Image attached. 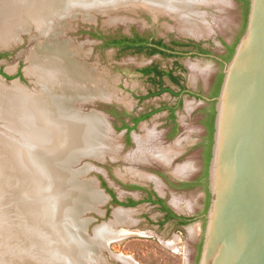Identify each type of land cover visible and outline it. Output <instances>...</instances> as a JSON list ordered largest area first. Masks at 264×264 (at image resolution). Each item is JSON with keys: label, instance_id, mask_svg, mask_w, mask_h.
Listing matches in <instances>:
<instances>
[{"label": "rangeland", "instance_id": "374dc122", "mask_svg": "<svg viewBox=\"0 0 264 264\" xmlns=\"http://www.w3.org/2000/svg\"><path fill=\"white\" fill-rule=\"evenodd\" d=\"M188 1L192 5L185 10L193 16L200 17L197 26L202 29V32L198 36L181 30V25H184V23L188 25L186 21H182L181 24L167 13L155 14L145 7L146 3L143 0H63L64 7L61 10L63 13L53 14V32L49 34V37L46 36L49 33L47 28L41 32L37 22L29 18L30 25L28 29L20 30L19 38L13 43L14 45H0V70L11 76V78H7L0 73V133H6L2 130L5 122L3 120L9 118L8 115L12 113V109L8 108L10 106L6 101H16L18 96L26 93L30 96L41 97L42 101L45 102L47 98H51L57 92V87H52L51 84L65 86L64 79H57L56 77L55 79L53 72H51V76L48 75L43 64L38 68L29 69L30 59L34 54H38V57H40L39 54L51 55L47 53L49 51L42 49L41 46L45 43L49 44L51 42L50 44L53 45L54 49H65L70 55L75 68L84 69L90 76L87 80L91 79L98 82L88 87L83 93H73L70 95L72 97L70 100L75 99L77 95L100 96V98L105 99L104 102L98 99L83 106L73 102L70 105L75 107L76 110L83 107L85 113H91L94 109L107 113L106 122L111 126L107 134L111 143V151L103 162L94 158H83L76 163H73L75 160L69 164L63 163L61 165L62 163H60L58 174H60L59 172L69 173V177L72 178L67 184L65 181L63 182V188H59V182L56 181L58 187L53 193V205L50 207L48 215L52 218V222L49 221L51 226H64L67 224L74 230H76V222L83 220L82 218L95 217L96 220L89 225L88 229V233L92 235V229L96 224L109 220L117 221L113 215L116 211L115 204H112L110 211L103 217L98 216L94 211L87 212L84 208L78 209L79 207H77L76 212L70 214L65 213L60 208L59 212L61 213L59 214L57 200L60 190L62 192L65 189L76 187L77 184L75 183L78 180L87 181L95 178L100 183H102V179H105L122 199L128 195H133L140 203L132 207L129 219H127L128 221L138 220V225L134 229L138 228L140 232L127 233L122 238L112 241L108 244L107 251L103 250L100 244L101 251H96L100 254V259L97 262H100L99 264H130L131 261L126 256L132 257L140 264H197L198 262L202 229L205 223L204 217L198 216L197 219L185 225V230L182 233L171 225H166L165 229L159 231L156 225L147 220V216L156 219L159 211L144 201L145 194L142 190L130 189L126 185L140 184L156 188L161 194L169 192L168 200L179 210L201 215L205 211L207 187L203 184L196 185L175 195L169 191L165 178L159 172L167 174L170 178L180 177L192 181L204 173L206 158L202 142L207 130L204 123L203 109L209 104L203 99L183 94L182 104L176 111V120L171 118L168 110L156 112L149 119L139 123L136 136L132 135L131 142L128 143L126 130L120 129L122 121L115 110L121 113L138 115L149 111L151 108L175 105L178 100V97L169 92L140 99L139 97H144L150 91H157L158 89L136 70L151 63H157L167 68L173 65V58L161 55L147 56L144 54L119 53L114 47H105L103 40L100 38L104 34L114 37L118 34L130 35L136 31L144 35L164 37L167 40L170 38L196 39L203 42L208 40L206 45L212 49L214 58L185 55L180 60L187 67V71L184 73L186 85L193 91H202L204 95L210 97L215 79L218 74L222 73L223 69V65L217 58L227 53L226 44L233 45L241 36L247 17V5L244 1L237 0H186V3ZM112 2H116L115 5L107 6L104 11L89 10V7H96L99 4L106 5ZM193 3L202 7L199 8ZM80 7L82 8L80 9ZM142 7H145V9ZM84 8L88 11L83 10ZM202 15L204 16L201 17ZM48 59L46 58L44 63ZM41 61L43 63V60ZM19 71H21L22 76H18ZM56 75L58 78L61 77V74ZM165 82L167 85H173L167 78H165ZM46 87L52 88L53 94ZM175 89L179 91V87H175ZM15 106L17 107V103ZM98 113L90 116H95L94 119H96ZM101 116V114L98 115L99 119H101ZM102 122H99V124ZM175 123L178 126L177 131H175ZM99 129L103 130L102 128ZM8 136L19 138L13 133ZM99 139L102 138H95V150ZM96 152L98 151L96 150ZM99 153L103 154L105 152L101 149ZM116 156L121 158L117 159ZM12 165L16 168L17 163H12ZM71 165L74 170L70 168ZM83 167L88 170L79 175L80 171L78 169ZM18 173L21 177L20 185H18L21 189V197L18 199L19 194H17L15 197L16 202L17 204L23 203V207L28 212L31 211L32 213V210H34L35 220L43 224V218L39 210L41 207L49 208L50 198L39 193L40 180L38 182L28 181L22 175L21 170L18 169ZM84 189L89 198H93L97 194V189H94L91 185L86 184ZM88 200L87 203L95 201V199ZM107 204L103 205L102 208L106 209ZM94 205L95 203H92V207ZM4 208L5 201L0 192V212ZM10 212L11 215L7 216V222L12 227L17 223L15 219L18 218V214L17 212ZM2 217L0 215L1 222L4 224V218ZM10 220L13 222H10ZM112 224L114 225V222ZM25 231L24 244L36 246L35 240L39 236L35 232L33 233L30 227ZM34 231H37V229L34 228ZM78 232L76 231V233ZM41 238L44 240L43 236ZM93 243L99 244L100 242L93 241ZM26 252V256L30 261L37 262V264L41 263L38 262L34 252H31L32 255L29 253L30 251L27 250ZM114 255H119V257L116 259ZM45 258L50 264L52 254L48 253Z\"/></svg>", "mask_w": 264, "mask_h": 264}, {"label": "bare ground", "instance_id": "6f19581e", "mask_svg": "<svg viewBox=\"0 0 264 264\" xmlns=\"http://www.w3.org/2000/svg\"><path fill=\"white\" fill-rule=\"evenodd\" d=\"M143 2L146 3L145 7L155 14L170 13L178 18V23L182 24V21H186L188 25H185V23L184 25L180 24L181 30L184 32L193 33L196 36L202 32V29L197 26L200 17L193 16V14L185 10L192 5L189 4V1L186 3V0H143ZM63 5V0H0V45L11 46L15 43L19 38V32L28 29L30 25L29 18L37 22L41 32L47 28L49 33L46 36L49 37V34L53 32V14H62ZM193 5H197L199 8L202 7L196 3H193ZM50 43H45L41 47L49 51L47 53L51 55L42 53L44 55L39 54L40 57H38V54H34L30 59L29 69L38 68L43 64L46 68L45 72L50 76L51 72H53L54 78L64 79L65 86L61 87L55 83L51 84L52 87H57V92L53 94L52 88H49L53 96L47 98L45 102L42 101L41 97L30 96L26 93L18 96L16 101H6L10 106L7 107L12 109V113L8 115L9 118L3 120L5 122L3 123V128H1L8 135L13 133L19 138H11L6 133H0V192L5 201V208L0 212L1 217L3 216L2 218H4V224L0 219V264H37V262H32L27 258V250L30 251V254L31 252L36 254L38 262H41L40 264H48L45 258L48 253L52 254L50 264L100 263H97L100 259V254L96 251L100 252L102 248L99 246L100 244H94L86 235L84 236L83 233L86 226L84 220L76 222V230L67 224L64 226H51L49 222H52V218L48 213L53 205V193L58 187L57 183L59 182V188H63V182L65 181L67 184L72 178L69 177V173L59 172L60 174H58L60 163H62L61 165L63 163L69 164L75 160V151L82 152L84 148H91L87 143H83L84 139H87L85 134L91 133V130L95 131L99 122H102L101 120L103 119L102 116L99 119V113L94 119L95 116L82 118L77 111H73L75 107L70 105L72 103L70 95L83 93L88 87L98 82L91 79L87 80L90 76L84 69L75 68L67 51L62 48L54 49ZM46 58L49 59L44 63ZM41 60H43V63ZM56 74H61V77L58 78ZM50 76L49 78H51ZM5 100L7 99L5 98ZM16 103L17 107L15 106ZM62 117L66 119L63 121ZM12 163H17L16 168H18H14ZM18 169L22 171V175L28 181L38 182L40 180L39 193L44 197L50 198L49 208L41 207L39 210L43 218V224L35 220L33 216L34 210H32V213L31 211L28 212L23 207V203L17 204L16 202V195L19 194L18 199L21 197V189L18 186L20 185L21 177ZM75 184H77L76 187L65 189L62 192L60 190L57 200L59 214L61 213L59 212L60 208L68 214L76 212L77 207H79L78 209L84 208V210L98 208L102 201V194L99 191L93 198H89L88 194L85 193L84 187L86 186L79 181H76ZM88 199H95V201L87 203ZM92 203H95L96 206L92 207ZM47 208L49 209L48 212ZM10 211L18 214V218L15 219L17 223L12 227L7 222V216L11 215ZM130 214L131 211L116 209L114 216L117 221H114V225L98 227L95 231L96 240L104 241V243L107 241L108 243L130 233V229L115 228L117 224L127 222ZM33 219L34 221L32 222ZM10 222L13 221L10 220ZM33 226L38 232L34 231ZM29 227L33 233L35 232L39 236L37 237L38 239L35 238L37 239L35 240L36 246L24 244L25 229ZM76 231L79 232L76 233ZM42 236L44 240L41 238ZM28 242L30 243L31 241ZM126 257L131 261L130 264H138L132 257ZM122 260L125 261L124 259Z\"/></svg>", "mask_w": 264, "mask_h": 264}, {"label": "water", "instance_id": "95a60500", "mask_svg": "<svg viewBox=\"0 0 264 264\" xmlns=\"http://www.w3.org/2000/svg\"><path fill=\"white\" fill-rule=\"evenodd\" d=\"M115 3L99 4L89 7V10L104 11L107 6ZM83 10L88 11L85 8ZM167 14L178 19L173 14ZM222 72L218 95L214 98L206 97L207 100L215 101V119L207 178L210 200L203 215L205 223L197 264H264V0H249L244 30L231 58L224 61ZM98 99L105 101L100 97L77 95L72 102L83 106ZM73 111H77L82 118L99 112L94 109L91 113H85L83 107ZM99 114L104 121L98 124L95 131L85 134L87 139L83 142L91 148H84L82 152L75 151L73 163L83 158L103 162L111 151L107 136L111 126L106 122L107 113L100 111ZM62 118L63 121L66 119ZM98 128L103 130L99 131ZM136 134L135 129L132 135ZM98 136L102 139L97 142L96 152L95 138ZM101 149L105 153L100 154ZM78 170L80 175L88 169L83 167ZM78 181L84 186L91 185L102 194L98 208L86 211L105 216L107 209L102 206L111 197L101 186L102 183L95 178ZM115 209L132 211V207L120 204L115 205ZM82 219L86 222L84 233L93 241H98L95 238L98 227L109 226L114 222L109 220L96 224L90 235L89 225L96 218L91 216ZM137 223L138 220H129L117 224L115 228L139 233L138 228L134 229ZM112 241L98 243L107 251ZM114 257L118 258L117 255Z\"/></svg>", "mask_w": 264, "mask_h": 264}, {"label": "flooded vegetation", "instance_id": "af4514ba", "mask_svg": "<svg viewBox=\"0 0 264 264\" xmlns=\"http://www.w3.org/2000/svg\"><path fill=\"white\" fill-rule=\"evenodd\" d=\"M237 1H241V0H237ZM245 3V2H244ZM246 23V22H245ZM144 38L145 39V43L146 46L145 48H143L142 50H137V48H126V44L129 43V41L123 42V39L125 37L127 38H135L136 36ZM101 39L103 40V43L106 46L107 42L116 39L118 41H120V44L117 46H111L114 47L118 50L119 53H125V54H144L147 56H155V55H161V56H165V57H172L173 58V65L170 67H162L160 66V64L157 63H151L148 65H145L143 67H140L139 69H137L136 71L138 73L141 74V76L146 77L155 88H157V91H150L148 93V95L144 96V97H139L140 99H146L147 97H151V96H157L160 95L164 92H169L172 95L178 97L177 103L175 105H167L164 107H158V108H151L149 111H145L142 112L141 114L138 115H134L132 113H121L120 111H116L115 113L118 115V117L121 119L122 124H123V120L125 122H128V124L130 126L133 125L132 119L134 117H139L140 115L147 113V112H151L153 110H157L156 112H159L161 110H168L169 111V115L171 116V118H173L174 120H176V111L178 110V108L181 106L182 104V95L183 94H188L194 97H197L199 99H203L205 101L208 102V106H206L203 110H204V123L206 125V130H207V134L205 135V137L203 138V145H204V155L206 158V164H205V171L204 173H202L199 177H197L194 181L192 180H185L182 178H178V177H172L170 178L167 174H163L161 172H159L161 175H163V177L165 178L166 182H167V187L169 189V191H171V193L173 192L175 195L180 194L181 191L184 190H188L190 188H193L196 185H205L206 191H207V200H206V205H205V211L201 214V215H196V213H192V212H185V211H181L179 210L173 203H171L168 200V196H169V192H167L166 194H161L156 188H150V187H146L140 184H128L126 185V187L130 188V189H139L142 190V192L145 194L144 196V201L149 203L153 208L157 209L159 211V215L158 217L155 219L151 216H147V220L156 225L157 229L160 231V229H163L166 225H171L174 226L175 229L177 231H180L182 233L183 230H185L184 226L191 223L194 219H197L198 216L199 217H203V215L206 213L208 205H209V200H210V193H209V189H208V168H209V161H210V157L208 158L207 156V152L209 150V145H210V129L208 124L206 123L207 119L209 118V109L212 106V102L213 100H207L206 95H204L202 93V91L200 92H196L193 91L192 89H190V87H188L185 83V75L184 73L187 71V67L184 65V63L180 60L183 56L185 55H190V56H199V57H206V58H214L213 53H212V49H210L209 46L206 45V42L208 41H201V40H196V39H177V38H170L169 40H167L164 37H156L154 35H144L142 33H138L136 31H134L132 34H118L115 35L114 37L111 36H106L101 35L100 36ZM158 39H162L164 43L167 44L168 47H170L169 49H165L163 47H160V50H167V52L172 53V56H166L164 53L161 52H157V53H151L150 51L152 50V48L154 46H156V44L154 43L155 40ZM177 41L179 44L178 45H174L172 44V42ZM210 41V40H209ZM238 41V39H237ZM237 41L233 44V45H228L227 46V53L222 55L220 58L218 57L217 59L220 61V63L224 66V61H227V56H229L231 49L233 47H235ZM122 43V44H121ZM137 45H139V43H137ZM177 63V64H176ZM153 65H157L160 68L164 69V70H173L174 71V75L179 76L180 77V84H176L174 82H172L167 76H164L161 78V82L160 83H155L154 80H151L155 77V75L152 74H144L142 73L140 70L146 67H150ZM223 73V72H222ZM220 73V74H222ZM165 78H167L173 85H167L165 82ZM219 78V74L217 75L214 85H213V92H214V88L217 85V81ZM163 87H168L170 89H172V91H174V93L170 92V91H163L160 92V89H162ZM175 87H179V91H176ZM213 92L211 94L210 97L208 98H214L213 96ZM118 112V113H117ZM155 112V113H156ZM154 113V114H155ZM172 115H174L175 117H173ZM176 127H175V131H177L178 126L177 123ZM138 128V126H137ZM136 128V129H137ZM122 130H126V139L128 141V143L131 142V137H132V131L130 133V139L128 136V130L127 128H124ZM135 130V129H134ZM212 147V144H211ZM211 152V149H210ZM102 187L105 188L106 192L110 195L111 199L108 202L107 206H106V214L110 211V209L112 208V204L115 205H123L126 207H133L138 205L140 202L137 201L135 199V197L133 195H128L126 198L122 199L118 196L117 192L112 189L110 187V185L106 182L105 179H102ZM168 194V195H167ZM177 197V196H176ZM134 200L137 202V204L135 205H130V201ZM149 223V224H150ZM165 229V228H164ZM201 244H202V238H201V243H200V248H201Z\"/></svg>", "mask_w": 264, "mask_h": 264}, {"label": "trees", "instance_id": "16d2710c", "mask_svg": "<svg viewBox=\"0 0 264 264\" xmlns=\"http://www.w3.org/2000/svg\"><path fill=\"white\" fill-rule=\"evenodd\" d=\"M241 1H244L246 3V5H247V13H248L249 0H241ZM95 35H97V34H95ZM126 41H129V43L126 44V48H132L133 47V48H137V50L140 51L143 48L147 47L146 43H145V39L139 37V35L136 36L135 38H127V37H125L123 39L122 43L126 42ZM137 43H139V45H137ZM154 43L156 44V46H154L152 48V50L150 51L152 54L153 53H157V52H161V53H164L166 56H172L173 55L172 53L167 52V50H160V47H163L165 49H169L170 48V47L167 46L166 43L163 42L162 39L155 40ZM119 44H120V41H118L116 39H113V40L107 42L106 46L111 47V46H117ZM172 44L178 45L179 43L177 41H174V42H172ZM234 48L235 47H233L231 49V52H230L229 56H227V61L231 58V56H232V54L234 52ZM140 71L142 73H144V74H152L153 73L155 75V77L153 79H151V80H154L155 83H160L161 82V78L164 77V76H167L172 82H174L176 84H180V77L174 75V71L173 70H168L167 71V70H164V69L160 68L157 65H153V66H150V67L143 68ZM0 73L2 75H4L5 77H7V78H11V76L6 74L2 70H0ZM18 76H22L21 71H19ZM222 78H223V73L219 75V78H218V81H217V85L214 88V92H213V96L214 97L217 96L218 93H219V89H220V85H221V82H222ZM163 91H170V92L174 93V91H172V89H170L168 87H163L162 89H160V92H163ZM150 95H153V94H151V92H150ZM156 111L157 110H153L151 112L144 113V114L140 115L139 117H134L132 119V122H133L132 126H130L128 124V122H125L123 120V124L121 125L120 129L127 128L128 136H129V139H130L131 131L136 129L141 121L149 119ZM208 113H209V118L207 119L206 123L209 126L210 138H211L210 139L209 150L207 152V156L209 158L210 155H211L210 149H211V144H212V139H213V132H214L215 101L212 102V106L210 107ZM172 116L175 117L174 115H172ZM129 204L130 205H135V204H137V202L134 201V200H131Z\"/></svg>", "mask_w": 264, "mask_h": 264}, {"label": "crops", "instance_id": "0c3cea01", "mask_svg": "<svg viewBox=\"0 0 264 264\" xmlns=\"http://www.w3.org/2000/svg\"><path fill=\"white\" fill-rule=\"evenodd\" d=\"M139 263V262H138ZM140 264V263H139Z\"/></svg>", "mask_w": 264, "mask_h": 264}]
</instances>
